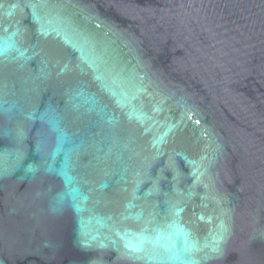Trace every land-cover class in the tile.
I'll return each mask as SVG.
<instances>
[{
  "label": "water",
  "instance_id": "obj_1",
  "mask_svg": "<svg viewBox=\"0 0 264 264\" xmlns=\"http://www.w3.org/2000/svg\"><path fill=\"white\" fill-rule=\"evenodd\" d=\"M0 264H264V0H0Z\"/></svg>",
  "mask_w": 264,
  "mask_h": 264
}]
</instances>
